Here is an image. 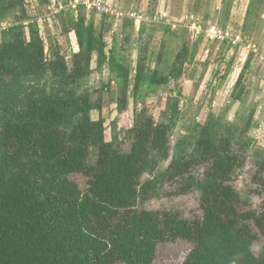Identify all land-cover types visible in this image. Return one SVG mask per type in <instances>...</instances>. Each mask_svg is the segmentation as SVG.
Segmentation results:
<instances>
[{
    "label": "trees",
    "instance_id": "obj_1",
    "mask_svg": "<svg viewBox=\"0 0 264 264\" xmlns=\"http://www.w3.org/2000/svg\"><path fill=\"white\" fill-rule=\"evenodd\" d=\"M25 1L0 0V25L7 23L0 30V264H153L158 246L169 242L183 248L181 264H264V196L254 206L232 183L245 160L244 135L253 110L234 136L224 134L220 117L206 121L189 153L181 142L170 146V132L180 119L179 98L166 103L157 121L147 108V94L135 103L126 146H117L105 138L101 97L92 99V91L106 90L110 82L92 91L84 85L92 57L97 70L105 63L114 71L124 110L129 88L138 94L145 82L184 81L193 53L184 42L168 74L158 71L159 58L156 68L146 70L145 55L130 68L114 45L106 50L95 27L96 11L77 5L64 13L73 49L68 68L57 50L45 57ZM43 1L47 10L49 0ZM123 24L132 28L133 21L125 18ZM150 25L163 38L170 33L169 26ZM249 63L248 58L235 79L234 101L244 94ZM255 165L251 180L263 190L252 192L264 195V161ZM196 166L204 167L200 175L192 173ZM164 183L174 194L196 190L201 213L185 217L172 209H139Z\"/></svg>",
    "mask_w": 264,
    "mask_h": 264
},
{
    "label": "rangeland",
    "instance_id": "obj_2",
    "mask_svg": "<svg viewBox=\"0 0 264 264\" xmlns=\"http://www.w3.org/2000/svg\"><path fill=\"white\" fill-rule=\"evenodd\" d=\"M104 1L107 5H118L123 11L132 9L143 15L139 23L132 20V28L124 27L125 15L117 20L107 18L106 25L104 23L100 25L101 14L96 12L94 15L95 27L102 32L106 50L114 45L116 53L124 55L130 68H133L138 55H145L146 70L156 68L159 58L158 71L160 69L161 74H168L171 69L170 64L184 42L189 52L194 55L185 63L184 81L170 77V81L162 85H146L148 83L145 82V87L137 92L138 94H133L129 88L128 102L124 110L119 109L121 84L114 71L110 72L105 63L97 70V59L93 56L91 72L84 85L92 91L99 88L101 83L110 82L106 90L92 91V99L101 97L105 138L116 144L124 145L127 142L126 132L131 126L135 103L147 94V108L157 121L162 119V111L166 103L174 96L179 98L180 119L170 132V146L174 149L175 144L181 142L189 153L192 152L200 129L206 121L220 117L221 122L225 123L224 134L234 136L247 114L253 110V124L244 135L248 142L243 150L245 160L235 171L232 183L243 200L258 206L264 195H255L252 190L263 189L251 178L257 170L256 162L264 161V0ZM41 2L44 3L43 0H26L25 7L30 15L35 16L45 57L48 58L57 50L64 56L68 68H71L73 49L68 46L69 39L65 33L71 23L69 18L62 14L64 9L66 11L71 8L69 0H56L53 1L54 3L49 0V5L57 6L60 2L64 7L54 16L47 12L45 4ZM12 16V12L9 13L6 22H10ZM127 18L131 19L129 16ZM150 23L169 26L170 33L163 38V32L158 27H155V30L150 29L152 28ZM211 24L227 31L229 36L237 39V42L232 44L229 40H224L220 44L207 39L204 30ZM6 25L7 23H1L0 30ZM140 26H142L141 31H139ZM198 27L203 31L198 32L196 30ZM126 34H129L128 39L125 38ZM248 58L249 68L244 72L242 79L245 85L244 94L239 101H234L233 96L238 91V88L234 87V82L240 67ZM79 83L81 85L77 91L81 92L83 80ZM180 91L181 96H179ZM97 117L98 112L92 111V118ZM168 162L169 159L162 161L157 169L159 171L165 169ZM203 168L196 166L192 173L200 175ZM146 177L148 175L144 178ZM158 190L148 200L139 203V209H172L179 211L185 217L192 212L201 213L199 193L196 190L184 195L174 194L168 183H164ZM184 255L183 248L178 247L176 243H162L158 246L153 264H181Z\"/></svg>",
    "mask_w": 264,
    "mask_h": 264
},
{
    "label": "built area",
    "instance_id": "obj_3",
    "mask_svg": "<svg viewBox=\"0 0 264 264\" xmlns=\"http://www.w3.org/2000/svg\"><path fill=\"white\" fill-rule=\"evenodd\" d=\"M51 1V0H50ZM52 0V3H54ZM70 7L72 6H77V5H84L87 8L94 9L96 12L99 14L107 15L110 18H116L117 20L119 17L123 16V14L118 11L116 8L112 7L111 5H107L105 2L101 0H71L70 2ZM67 6V5H66ZM62 4L60 2L57 3V6L54 5H49L47 6V11L50 13V15L54 16L57 15L63 10ZM127 16L133 18L136 23H139L141 21V17L138 16L134 12H130L127 14ZM198 32H201L199 27L196 28ZM205 36L207 39L210 41H215V42H222L224 40H229L232 44H235L237 42V39H233V37L229 36L227 31H224L219 28V26L211 24L209 25L205 30H204Z\"/></svg>",
    "mask_w": 264,
    "mask_h": 264
},
{
    "label": "crops",
    "instance_id": "obj_4",
    "mask_svg": "<svg viewBox=\"0 0 264 264\" xmlns=\"http://www.w3.org/2000/svg\"><path fill=\"white\" fill-rule=\"evenodd\" d=\"M68 1V0H67ZM104 1V0H103ZM255 1H257V0H255ZM71 2V0H69V2L68 3H70ZM104 2H106V1H104ZM247 2V1H246ZM107 3V2H106ZM177 3H179V4H181V2H177ZM66 5H67V3H66ZM112 7H114V8H116L118 11H120L122 14H123V18H127V14L128 13H130V12H134V13H136L138 16H140L141 18H143V15H141V14H139V13H137L136 11H134V10H132V9H130L129 11H123L122 9H121V7H119L118 5L117 6H112ZM33 8V7H32ZM72 8V7H71ZM182 8V7H181ZM218 9H219V7H218ZM94 10V9H93ZM96 11V10H95ZM48 12V11H47ZM65 13V9H64V12H62V14H64ZM219 14V13H218ZM58 15V14H57ZM163 15V14H162ZM31 16H33V17H35L34 15H31ZM101 16H105V18H104V25H106L105 23V21H106V19L108 18V19H112V18H110L109 16H107V15H103V14H101ZM59 18V17H58ZM131 18V17H130ZM56 19V18H55ZM131 20H134L133 18H131ZM135 21V20H134ZM62 39H63V37H62ZM219 43V42H218ZM222 42H220V44H221Z\"/></svg>",
    "mask_w": 264,
    "mask_h": 264
}]
</instances>
